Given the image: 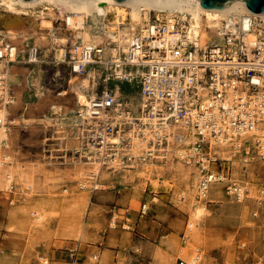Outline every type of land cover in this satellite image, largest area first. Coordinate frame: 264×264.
<instances>
[{
  "label": "rangeland",
  "instance_id": "rangeland-1",
  "mask_svg": "<svg viewBox=\"0 0 264 264\" xmlns=\"http://www.w3.org/2000/svg\"><path fill=\"white\" fill-rule=\"evenodd\" d=\"M63 36L71 44L69 35ZM49 40L47 46L38 45L28 36L20 55L9 65L19 69L5 79L12 101L6 104L9 134L0 138V148L22 154L27 160L14 157L16 162L33 172L30 185L18 176L9 183L0 181L2 191L12 182L16 194L12 204L7 203V193L0 194V264H113L115 260L116 264H126L131 233L146 256L153 254L154 264H176L178 259L190 263L194 256L199 257L196 264H264V161L252 148L248 152L232 151L229 156L231 178L245 189L242 201L234 202L223 184L213 185L201 200L204 212L191 230L188 190L195 181V170L177 158L190 141L167 143L163 153L144 164L124 166L117 158L100 166L87 160L86 156L93 154L84 147L85 126L77 121L79 106L69 87L76 76L59 62L62 51L53 44L65 41ZM1 42L10 45L7 39ZM29 46L39 48L36 62H25ZM88 76L93 87L92 73ZM91 86L84 92L87 97L93 95L87 94ZM120 93L121 100L128 102L137 116V89L122 86ZM20 97L30 112L53 100L51 112H61L69 127L66 134L59 135L62 156H57L50 139L35 129L36 121L22 118L25 127L20 132L19 123L12 119ZM19 136L28 145L16 146L13 140ZM96 167L98 173L92 175ZM192 198L198 200L195 188ZM143 203L148 211L140 216ZM139 220L142 227L135 231L132 225ZM117 242L125 251L114 257L109 250ZM78 244L74 260L69 252H76ZM54 250L66 252L59 262Z\"/></svg>",
  "mask_w": 264,
  "mask_h": 264
},
{
  "label": "built area",
  "instance_id": "built-area-1",
  "mask_svg": "<svg viewBox=\"0 0 264 264\" xmlns=\"http://www.w3.org/2000/svg\"><path fill=\"white\" fill-rule=\"evenodd\" d=\"M187 18L180 12L170 13L168 18L147 12L126 51L106 61L101 59V45H71L68 40L53 44L62 51L59 62L72 74L82 75L87 66L104 62L103 83H137V116L155 125L150 128L153 137L149 144L163 148L168 142L167 128L185 126L193 140L184 144L177 158L195 170L197 199L204 200L213 185L223 184L226 194L239 203L245 189L231 178L229 156L232 151L248 152L252 148L264 161V138L255 139L254 134L264 129V25L252 14L230 17L222 21L216 40L199 46L195 38L186 36ZM108 43V48L116 47ZM39 54V48L27 47L25 62H36ZM16 59L13 47L0 42V91L4 67ZM76 116L85 126L84 147H92L90 153L98 154L104 163L116 157L124 166L144 164L164 152L146 149L137 157L130 153L131 137L125 134L142 124L107 88L88 96ZM116 136L119 140L111 141ZM3 192L8 194V204L16 200L12 182L6 190L0 189V194ZM147 211L143 203L138 212L143 216ZM69 253L75 260V250ZM198 261L195 256L190 263L178 259L176 264Z\"/></svg>",
  "mask_w": 264,
  "mask_h": 264
},
{
  "label": "bare ground",
  "instance_id": "bare-ground-1",
  "mask_svg": "<svg viewBox=\"0 0 264 264\" xmlns=\"http://www.w3.org/2000/svg\"><path fill=\"white\" fill-rule=\"evenodd\" d=\"M149 11L167 18L173 12L187 14L186 36L188 39L195 38L199 46H205L208 42L216 40L222 21L230 17L252 14L264 25V14L250 12L240 1L232 2L221 9H204L200 6L198 0H125L122 3H116L113 0H0V42L7 39L18 55L23 50V43L28 36L34 37V41L38 45H46L49 44V39L64 42L66 40L63 35H69L71 45L76 43L101 45V59L106 61L109 56L116 57L119 51H126L128 42L134 37L135 30L141 26L144 15ZM53 22H59L60 25L54 27ZM108 42L115 43L116 47L108 48ZM9 65L4 67V81L0 91V138H7L9 134L6 133L9 108L6 104L10 102L11 98L7 92V85L5 86V79L13 73L14 68ZM72 80L69 87L76 94L77 105L86 104L87 96L84 92L92 85V79L90 80V76L76 75L74 81ZM93 95H90V97ZM116 95H119L118 90ZM262 118L264 120V115ZM137 119L141 122L142 127L138 129L135 127L132 132L125 134V136L131 137L130 150L131 154L135 156H139L146 149H156L155 146L149 144L153 137L150 128L155 127L153 121L150 122L141 116ZM79 123L82 125L83 121ZM10 129L12 130V128ZM167 130V143L182 141H190L191 143L193 140L192 132L180 124L172 125ZM254 134L257 135L255 139L264 138V129H258ZM118 140L119 137L117 136L111 139L113 142ZM75 143H78V141ZM164 148L165 146L156 150L163 151ZM88 149L93 150L92 147H88ZM13 154L8 147L0 148V181L9 183L14 176H18L24 183L30 185L33 170L27 166L25 168V165L18 164ZM114 158L104 163L100 160L98 154L86 156L87 160H91L100 166L114 162ZM112 164L116 165L115 163ZM98 168L96 167L92 171V175L98 173ZM194 178L196 179L195 176ZM194 188L195 183L193 181L191 188L188 190V208L192 218L188 227L191 230L203 215L205 204L201 200L192 198ZM39 218V216L35 217L37 221L40 220ZM190 237L195 239L197 236L191 232ZM194 257L191 260H194Z\"/></svg>",
  "mask_w": 264,
  "mask_h": 264
},
{
  "label": "crops",
  "instance_id": "crops-1",
  "mask_svg": "<svg viewBox=\"0 0 264 264\" xmlns=\"http://www.w3.org/2000/svg\"><path fill=\"white\" fill-rule=\"evenodd\" d=\"M54 50V49H53ZM56 51V50H55ZM20 54H18L19 56ZM24 57V55H23ZM14 67V73L15 71H17L19 68L12 65ZM13 73V75H14ZM71 73V72H70ZM89 73H92V77L94 79V86L87 92V94L89 93H93L95 94L96 92L101 91L104 88H107L108 90L114 92L116 94V91H119V95H117L119 97L120 102L122 103V105L124 107H126L133 115L135 113V109L132 108V106L130 107L128 105V102H123V100H121V87H130V88H135L137 89V98H138V105L136 106L137 108H139V103H140V95H139V86L137 83L135 82H121V81H115V80H110L107 83H103L101 81L102 77L104 76V74L106 73V67L104 66V62H102V64H94V65H89L87 66L85 73L82 75H78V76H85L87 77L89 75ZM72 74V73H71ZM74 76H76L75 74H73ZM89 78V77H88ZM91 80V77H90ZM100 83V85L98 86V84ZM19 100L16 103V111L15 113L12 115V119L15 120L16 122L19 123V130L20 132H22V129L25 127L24 124L21 123L22 118L24 120H32V121H36L34 124L35 129H38L40 131L41 134L45 135L47 138H49L51 142V144L55 147L54 148V152L57 156H62V152H61V139H60V134L63 133H67V131H69V127H67L66 122L64 121V116H60L62 113L61 112H51L52 111V104H53V100H51V102L46 101L45 105L46 107H43L42 109L39 108L38 111H34V112H30L28 111L29 108H24V106L21 104L23 103L22 100L23 98L20 97L18 98ZM51 106V107H50ZM78 108V106H77ZM136 116V115H134ZM26 117V118H25ZM46 138V139H47ZM14 143L16 144V146H19L20 148L25 147L26 145H28V141L26 139H24L23 137H14ZM13 143V144H14ZM14 144V145H15ZM16 151V150H15ZM20 152H22V150L20 149ZM14 157L20 161L22 160H27V158H24V156L21 154H17L16 152L14 153ZM142 223H140V220L136 223H134L133 228L135 229V231H139V229L142 227L141 225ZM131 227V225H130ZM129 244H128V248L126 253L128 254V261L126 264H154L153 261V254L150 253L147 256L145 255L144 252H142V246H140L139 241L137 240V237L134 233H131L129 235ZM79 245L78 244L76 246V252L75 254H78L79 251ZM56 252V259L61 260L63 254H65V250H54ZM112 252V255H114V257H117L121 252H124L125 249L124 247H120L119 243H116V247L114 249L109 250ZM130 251L136 253L133 254ZM145 255V256H144ZM52 258V256H50V259ZM117 260L113 261V264H116Z\"/></svg>",
  "mask_w": 264,
  "mask_h": 264
},
{
  "label": "water",
  "instance_id": "water-1",
  "mask_svg": "<svg viewBox=\"0 0 264 264\" xmlns=\"http://www.w3.org/2000/svg\"><path fill=\"white\" fill-rule=\"evenodd\" d=\"M30 1V0H24ZM116 3H122L125 0H113ZM240 1L245 7L254 14H264V0H198L200 6L204 9H221L227 7L232 2Z\"/></svg>",
  "mask_w": 264,
  "mask_h": 264
}]
</instances>
